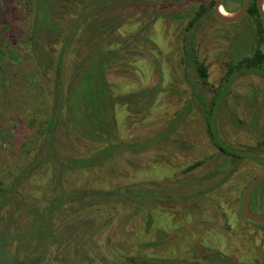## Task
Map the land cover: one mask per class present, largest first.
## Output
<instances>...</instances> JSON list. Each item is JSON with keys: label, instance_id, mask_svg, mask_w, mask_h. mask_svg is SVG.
Masks as SVG:
<instances>
[{"label": "rangeland", "instance_id": "374dc122", "mask_svg": "<svg viewBox=\"0 0 264 264\" xmlns=\"http://www.w3.org/2000/svg\"><path fill=\"white\" fill-rule=\"evenodd\" d=\"M91 1L57 14L60 33L39 38L45 49L38 53L30 0H3L0 264H264V224L245 220L241 207L264 169V64L263 73L240 67L255 50L264 54V20L224 23L212 10L190 25L214 0H107L99 12L87 9ZM118 1L123 27L102 54L113 59L106 80L119 102L105 128L119 142L105 161L75 167L95 153L94 142L61 126L67 109L54 134H45V121L56 88L63 100L74 83L77 56L93 49L90 20L114 21ZM241 2L223 0V7L236 13ZM74 24L80 40L69 34ZM118 187L146 192L151 202L139 207L128 196L100 204V214L41 216L54 198L80 210L88 201L73 191ZM250 208L264 214V181Z\"/></svg>", "mask_w": 264, "mask_h": 264}, {"label": "trees", "instance_id": "16d2710c", "mask_svg": "<svg viewBox=\"0 0 264 264\" xmlns=\"http://www.w3.org/2000/svg\"><path fill=\"white\" fill-rule=\"evenodd\" d=\"M83 1L85 0H30V2H28L30 7L28 8L27 12H30L33 19L32 29L29 33H31V42H34V44H36L37 46V48H35L36 46L34 47L35 52L37 50L39 53L38 46L43 48V50L45 49L43 45H39V38L42 41L45 39L52 40L59 35L61 27L59 20L57 19L58 16L56 15H62L63 13L67 12L66 8H68L70 5L73 6V4L79 2L82 3ZM106 1L107 0H92L89 3L87 9L94 8L96 9V12H99L102 8L105 7ZM119 1L116 2L117 6L119 5ZM213 5L214 3L212 2L210 10L202 7L201 12L198 14L196 19H193L191 21L190 25H193V23L196 22L198 18L207 14V12L212 11ZM117 6L115 7V9L117 10V14H115L114 12H109V14L111 13L114 21L108 19L105 22L104 27L103 24L101 25V23L99 24L97 21H95V18L90 20L91 22L88 24L89 33H92L91 30H94L95 32L94 36L92 35L91 38L94 42L93 49L87 54H83L82 52L81 55L77 56V62L74 63L72 69V75H74V83L71 85V88H68L66 92L67 97H65V99L63 100L62 93H60V88H56L57 92H55V109L52 112L53 115L51 114L45 121V134H54V132L58 130L59 121L62 119V115H60L61 112L67 109L65 118H63L64 122L63 124H61V126L69 127L75 135L77 134L80 136V138H84L87 140H91V142H94V146L96 147L95 153L93 152L91 154H86L84 156H80V158H78L77 160H74L72 166L75 167L83 168L105 161L108 155L111 154L110 152H114V150L117 149V142H119L114 132L108 131L107 128H105V126H107L106 122L108 121V111H111V109L114 110L118 105L117 103L119 102L116 99V96L113 95L116 93L112 91L106 80V68L109 60L113 59L106 58L104 56L105 51L102 54L103 46L106 45V39L109 38V40H111L114 32L120 30L123 27L122 22L119 21L120 14L122 12L118 10L119 6ZM87 9L85 8L83 13H81V18L84 17V13H86ZM4 11L5 7L3 0H0V23L2 21ZM248 15H256L257 17H259L255 0H252L251 2ZM102 27L103 30H101ZM70 31L71 33L69 34L72 38L75 37L79 39V34L77 33H80V29L79 31H77L75 24ZM83 40H85V38H83ZM82 41H80V43ZM68 44L69 39L66 41L65 46H67ZM42 52L43 51H41V53ZM262 64H264V54L257 49L254 51L252 57L246 58L240 62V67L248 71H257L259 73H263L261 66ZM197 71L199 72L201 77L207 76V70L203 66H198ZM37 79V81L40 82L41 79L39 77ZM63 106L65 108H62ZM211 123V120L208 119L207 124L209 127V132H212ZM111 128L113 129V127ZM69 133L70 132H68V134ZM211 136L213 137V133L211 134ZM226 155L228 156V154ZM235 163L239 164L238 160H234V164ZM196 165L200 166V163ZM194 167L196 166H193V168ZM218 167L222 169L223 167H225L227 169H230L231 172L233 168H235L233 166V163L225 164L224 162H220ZM72 195L75 198H86L88 203L86 202V204L80 206V210L72 209L71 211H69L65 210V208H61L58 203V200H60L59 198L61 197H57L56 199L54 198L51 202H49L48 206L41 212V216L46 217L48 214L54 215L57 209H60L62 213L70 212L76 217H79L81 211L87 216L91 214H100L101 212H106V210L103 209L104 207H101L100 204L104 205L105 203H112L123 198L124 200L129 202L127 198L128 196H133L131 204H136L139 207L146 208L147 204L151 202L150 200L146 199L148 198L146 192L136 193L130 188L121 187L108 190L94 189L93 191H90L88 189H78L76 191H73ZM95 199L97 200L94 202L93 200ZM105 225L107 224L105 223Z\"/></svg>", "mask_w": 264, "mask_h": 264}, {"label": "water", "instance_id": "95a60500", "mask_svg": "<svg viewBox=\"0 0 264 264\" xmlns=\"http://www.w3.org/2000/svg\"><path fill=\"white\" fill-rule=\"evenodd\" d=\"M252 0H242L241 7L236 13H231L233 17L222 14L223 0H214L213 14L218 21L234 24L241 21L248 15ZM259 17L264 20V0H255ZM264 181V169L246 187L242 197L243 218L249 222L264 224V214L255 213L250 208V201L253 192Z\"/></svg>", "mask_w": 264, "mask_h": 264}, {"label": "bare ground", "instance_id": "6f19581e", "mask_svg": "<svg viewBox=\"0 0 264 264\" xmlns=\"http://www.w3.org/2000/svg\"><path fill=\"white\" fill-rule=\"evenodd\" d=\"M221 12H222V14H224V15H226V16H231V17H233V15H231V13L230 12H227L226 10H225V8L224 7H221Z\"/></svg>", "mask_w": 264, "mask_h": 264}, {"label": "flooded vegetation", "instance_id": "af4514ba", "mask_svg": "<svg viewBox=\"0 0 264 264\" xmlns=\"http://www.w3.org/2000/svg\"><path fill=\"white\" fill-rule=\"evenodd\" d=\"M213 7H214V5H213ZM220 149L223 151V148L222 147H220Z\"/></svg>", "mask_w": 264, "mask_h": 264}]
</instances>
